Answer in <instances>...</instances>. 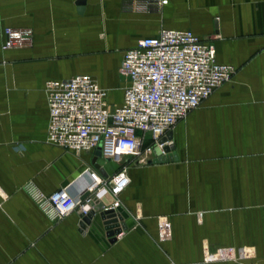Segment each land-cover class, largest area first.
Wrapping results in <instances>:
<instances>
[{
	"label": "crops",
	"instance_id": "0c3cea01",
	"mask_svg": "<svg viewBox=\"0 0 264 264\" xmlns=\"http://www.w3.org/2000/svg\"><path fill=\"white\" fill-rule=\"evenodd\" d=\"M76 2L0 0V264H264V0H163L151 11ZM10 29L30 30L29 45L2 50ZM161 29L211 40L231 80L170 131L175 159L129 166L120 237L110 241L98 211L85 228L78 213L51 222L23 186L75 194L94 154L47 143L46 82L88 75L118 106L125 80L102 74L110 57L119 69L123 51Z\"/></svg>",
	"mask_w": 264,
	"mask_h": 264
},
{
	"label": "built area",
	"instance_id": "2783aa9c",
	"mask_svg": "<svg viewBox=\"0 0 264 264\" xmlns=\"http://www.w3.org/2000/svg\"><path fill=\"white\" fill-rule=\"evenodd\" d=\"M163 0H135L140 11L157 10ZM2 50L29 45L30 30H6ZM119 73L125 79L118 106L108 101V90L88 75L45 84L48 107L46 141L64 151L100 152L96 164L116 166L102 176L94 164L77 180L83 185L72 193V184L46 195L32 182L23 190L51 222L72 213L87 215L97 196H110L111 206L120 207V195L129 186V166L148 164L167 154L159 144L189 112L198 108L221 85L229 82L234 69L216 62L215 46L188 30L161 29L153 37L137 40L123 51ZM101 161V162H100ZM88 193L84 199L81 197ZM98 198V197H97ZM121 232L115 235L120 237Z\"/></svg>",
	"mask_w": 264,
	"mask_h": 264
},
{
	"label": "water",
	"instance_id": "95a60500",
	"mask_svg": "<svg viewBox=\"0 0 264 264\" xmlns=\"http://www.w3.org/2000/svg\"><path fill=\"white\" fill-rule=\"evenodd\" d=\"M76 5L78 6L79 11L83 10V7L85 6V0H77ZM171 139V133L169 132L165 137L161 138L159 140V144H164L167 141H170ZM163 151L167 154L164 157H159L155 160H152L149 162L151 163H162L167 160H173L175 159V155L170 154L171 153V146H164ZM100 156V152L96 151L94 153V158L92 160V164H94L95 168L99 170L102 176H107V174H110L112 170L116 169V166L109 163L108 165L104 166V168H100L99 164H96V159ZM86 196H88V193H85L81 199H84ZM98 198L95 197L94 201L96 202V205L93 210H91L87 215L81 216V222L80 226L82 228H85L88 224H90V220L95 212L98 211L99 217L103 222L104 229L106 230V235L108 237H111L110 241H114L115 235L121 232V229L124 228V225H122L120 222L122 220L121 215L118 211L112 210V209H105L101 210V204L98 203Z\"/></svg>",
	"mask_w": 264,
	"mask_h": 264
},
{
	"label": "rangeland",
	"instance_id": "374dc122",
	"mask_svg": "<svg viewBox=\"0 0 264 264\" xmlns=\"http://www.w3.org/2000/svg\"><path fill=\"white\" fill-rule=\"evenodd\" d=\"M110 58H111L112 62H111V60L108 61V66H107V69H106L107 71L106 72L105 71L102 72V74L103 75L107 74V76H108L109 75V71L112 68V72L111 73H113L118 78L119 82L122 84L125 79L119 73V69H117V63H118V60H119V55L116 54V55H114L113 57H110ZM118 98H119V94L117 93L116 97H112V100H113L112 102L116 103Z\"/></svg>",
	"mask_w": 264,
	"mask_h": 264
}]
</instances>
